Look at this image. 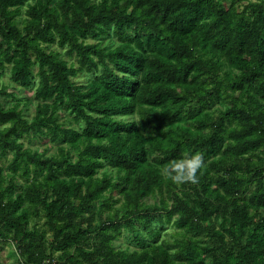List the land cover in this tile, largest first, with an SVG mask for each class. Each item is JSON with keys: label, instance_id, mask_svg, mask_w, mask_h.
Wrapping results in <instances>:
<instances>
[{"label": "trees", "instance_id": "16d2710c", "mask_svg": "<svg viewBox=\"0 0 264 264\" xmlns=\"http://www.w3.org/2000/svg\"><path fill=\"white\" fill-rule=\"evenodd\" d=\"M7 69L34 100L28 118L0 83L13 264H264V0H0ZM195 152L198 184L165 179Z\"/></svg>", "mask_w": 264, "mask_h": 264}, {"label": "rangeland", "instance_id": "374dc122", "mask_svg": "<svg viewBox=\"0 0 264 264\" xmlns=\"http://www.w3.org/2000/svg\"><path fill=\"white\" fill-rule=\"evenodd\" d=\"M97 40V39H96ZM95 40V41H96ZM102 45H106V46H110V45H114L115 43H117L116 39L110 35V34H106V35H102L99 37L98 39ZM89 41H94V39H89ZM54 47V46H53ZM62 56H66V55H62ZM67 57V56H66ZM226 65V64H225ZM224 65V66H225ZM223 66V67H224ZM226 68V66L224 67ZM220 73H222L220 71ZM90 74H87L85 72H80L77 75V82L81 83V84H88V81L90 80ZM89 79V80H88ZM88 80V81H87ZM0 83H4L7 84V91L9 93H13L15 94L17 97L21 98V103H20V107L23 108V111L25 113V115L30 118L32 113H33V107H34V100H33V89L32 88H22L20 86H18L17 84H15L14 82H12L9 79V74H8V69L2 73L0 75ZM84 85V86H85ZM3 105L8 106L11 105L12 103L15 102L14 98L11 95H3V97L1 98ZM60 113H62V111L60 110ZM61 119L63 120V118L61 117ZM66 126L69 128V131L67 133L66 136H62L61 137V142L63 144H66L67 141H69V139L76 137L77 135H80L81 130L80 127L77 123H67ZM24 140V139H23ZM25 141V140H24ZM56 145L54 143H51L48 139L43 140V141H38V142H34L31 146H36L39 149H43L46 148L47 153H54L56 151ZM7 157H0V162L5 164L8 160V158L10 157V153L6 154ZM152 161H155V156L152 158ZM108 211H104L103 214H107ZM44 218L43 216L38 217L37 219L35 218L34 221L37 224H41L43 222ZM177 228H175L172 225H168L166 224V226L159 230L158 235H156L155 239L158 241H169L172 242L174 237H180L179 234L176 233ZM132 235V233L128 230H123V234L121 236H119L118 238H116L113 243L116 246H122V247H126L129 245V237ZM142 235L145 236V234L142 232ZM47 237L50 238V232L47 233ZM131 248L133 244H130ZM13 245L11 243H3L2 249L0 251V263L1 264H13L14 263V258L15 255H13Z\"/></svg>", "mask_w": 264, "mask_h": 264}, {"label": "clouds", "instance_id": "9594fccd", "mask_svg": "<svg viewBox=\"0 0 264 264\" xmlns=\"http://www.w3.org/2000/svg\"><path fill=\"white\" fill-rule=\"evenodd\" d=\"M205 167L202 153H183L181 158L172 160L163 170L162 175L174 184H198V172Z\"/></svg>", "mask_w": 264, "mask_h": 264}, {"label": "built area", "instance_id": "2783aa9c", "mask_svg": "<svg viewBox=\"0 0 264 264\" xmlns=\"http://www.w3.org/2000/svg\"><path fill=\"white\" fill-rule=\"evenodd\" d=\"M44 264H55L54 261H46Z\"/></svg>", "mask_w": 264, "mask_h": 264}]
</instances>
